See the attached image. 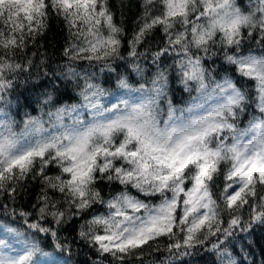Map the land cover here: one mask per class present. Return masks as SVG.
Masks as SVG:
<instances>
[{
  "label": "snow or ice",
  "instance_id": "obj_1",
  "mask_svg": "<svg viewBox=\"0 0 264 264\" xmlns=\"http://www.w3.org/2000/svg\"><path fill=\"white\" fill-rule=\"evenodd\" d=\"M141 8L128 41L131 73H117V102L106 103L109 90L69 64L65 75L84 81L81 103L49 111L48 127L29 117L17 132L0 109V193L14 199L37 165L32 178L41 177L43 185L34 205L38 219L29 222L30 213H19L29 231L0 229V264H41L37 257L52 256L41 247V233L51 236L58 253L44 264H67L62 254L71 246L59 229L94 205L106 213L83 220L78 236L115 264H145L159 251L168 254L162 264H176L201 248L218 264H238L232 241L264 225V0L243 7L238 0H142ZM50 15L64 20L74 41L64 53L70 61L116 72L112 62L125 59L124 29L108 0H0V103L7 104L15 81L33 66L17 56L45 32ZM157 28L164 44L151 53L156 72L146 79L139 61L148 50L138 48ZM251 42L259 53L245 50ZM162 57H172V64L161 67ZM217 57L251 82V90L238 87L231 75L217 79L205 63ZM172 70L190 96L183 107L167 98ZM132 73L140 78L135 85ZM52 102L51 95L43 101ZM50 164L58 175L45 174ZM98 181L122 190L106 199ZM49 217L46 227L40 221ZM160 238L168 243L161 246Z\"/></svg>",
  "mask_w": 264,
  "mask_h": 264
},
{
  "label": "trees",
  "instance_id": "obj_2",
  "mask_svg": "<svg viewBox=\"0 0 264 264\" xmlns=\"http://www.w3.org/2000/svg\"><path fill=\"white\" fill-rule=\"evenodd\" d=\"M241 6H246L248 0H238ZM109 8L114 14L115 22L123 27L121 54L124 60H116L112 62V67L116 72L105 70L101 72V65L93 62L89 65L86 60L70 61L65 56V49L74 42L69 36L68 29L64 20L55 15H50L47 21L45 32L37 36L34 43H30L23 54L17 56L21 62L27 61L29 58L33 62V66L28 72L20 74L15 81L13 89L7 97V104L0 103V109L6 111L16 123L17 132L23 127V122L29 117L41 118L44 120L45 127H48L49 111H55V108L66 104H79L81 97L79 95L84 81L82 79H73L65 75L66 67L71 64L77 72L92 74L95 83H99L102 87L109 90L110 95L105 97V102L115 103L121 96V90L116 87L117 73L128 75L131 68L128 67V41L131 39L133 32L138 30V21L142 14V0H108ZM164 34L157 28L152 35L147 37L145 43L138 48L139 52L148 50L147 57L140 58V64L144 68V76L151 79L156 72V65L153 64L151 53L159 50L164 44ZM251 47L254 52L259 53V48L254 42L245 45V50ZM35 53V55H33ZM163 63L161 67L172 64V57H162ZM43 61V63H41ZM206 66L215 68L214 75L217 79H221L225 75H231L237 82V86L242 89L251 90L252 83L236 76L230 66L223 63L222 59L214 58L206 61ZM127 69V71H126ZM140 78L132 73L130 81L136 84ZM138 86V85H136ZM48 95L53 97V102L44 104L43 101ZM195 95V92L192 93ZM167 98L177 107H183L190 99L189 93L184 91L183 85L179 82V77L175 71L169 72ZM166 110V103L162 105ZM3 115L0 114V119ZM248 116L245 115L241 125L243 126ZM67 123V118L65 119ZM39 165L34 169L29 177L21 182L15 198H11L7 193H0V229L5 225L11 228H17L22 232L29 231L24 223V218L19 216L20 212L30 213L29 222H35L38 219V208L34 205L38 204L37 197L41 194V177L33 175L38 171ZM45 174L55 176L59 174V169L55 164H50L45 169ZM222 186V181H221ZM96 187L101 191L102 195L107 199L110 194L121 191L122 186L116 183L109 184L107 181H98ZM133 195L140 196L147 202L158 203L159 197H144L137 193L134 189H129ZM52 194L51 192L49 193ZM59 198V193H56ZM7 206V213L5 211ZM15 210L16 215H11ZM107 209L103 205H94L82 217H75L68 223L60 227L58 235L62 242H66L71 246L70 253H63V257L67 259V264H115L110 256L101 258L96 250L86 241L81 240L78 236L79 225L85 219L91 218L94 214L106 213ZM51 218L46 221H40L44 226L48 227ZM41 247L52 256H39L37 259L44 264L45 261L54 258L58 253L54 252V244L51 236L40 234ZM159 243L165 246L168 241L166 238H160ZM230 248L235 256L238 264H264V225H254L249 232L238 233L237 237L232 241ZM167 252L159 251L152 254L151 257L145 258V264L149 259L155 260L156 264H162L167 257ZM176 264H218L217 257L213 252L198 249L192 255L185 256L176 261Z\"/></svg>",
  "mask_w": 264,
  "mask_h": 264
}]
</instances>
